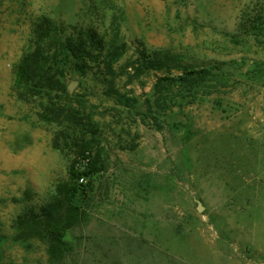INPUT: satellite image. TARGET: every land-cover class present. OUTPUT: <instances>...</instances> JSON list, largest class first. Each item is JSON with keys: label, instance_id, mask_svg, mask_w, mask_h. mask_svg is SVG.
Masks as SVG:
<instances>
[{"label": "rangeland", "instance_id": "1", "mask_svg": "<svg viewBox=\"0 0 264 264\" xmlns=\"http://www.w3.org/2000/svg\"><path fill=\"white\" fill-rule=\"evenodd\" d=\"M42 15L104 37L99 61L114 52L86 74L63 67L103 165L54 264H264V33L242 30L264 25V0H0V264H47L13 223L52 199L74 158L71 129L14 85ZM155 55L166 67H147Z\"/></svg>", "mask_w": 264, "mask_h": 264}, {"label": "trees", "instance_id": "2", "mask_svg": "<svg viewBox=\"0 0 264 264\" xmlns=\"http://www.w3.org/2000/svg\"><path fill=\"white\" fill-rule=\"evenodd\" d=\"M262 17L258 15L257 20ZM254 23L244 22L243 33L248 36L263 34L264 25ZM84 34L76 37L74 33H63L57 20L47 15L39 16L32 24L29 46L16 67L15 87L24 92L27 100L37 103L40 108L38 115L42 121L71 129L72 145L67 142L66 146H75L68 177L56 184L52 199L38 209L32 207L18 215L13 223V240L41 241L48 255L47 264H54L68 250L65 240L67 232L85 218L83 206L86 204L92 178L101 171L103 165L101 151H93L98 143L96 137L86 136V132L92 130L96 134L97 126L81 102H78V106L74 105L63 79V67L69 63H73L83 74L92 69V61L109 66L114 53L111 48L101 61L94 53L96 49L103 50L108 45L104 37L99 38L90 29ZM149 63L151 65L147 63V67L162 69L167 62L155 55ZM172 63L171 59V64H167L169 70L174 67ZM205 71L208 68H188L183 71V75L166 77L164 80L172 82L179 79L185 82L189 77ZM56 145L59 146L57 143ZM81 177H85L84 182L80 181Z\"/></svg>", "mask_w": 264, "mask_h": 264}, {"label": "water", "instance_id": "3", "mask_svg": "<svg viewBox=\"0 0 264 264\" xmlns=\"http://www.w3.org/2000/svg\"><path fill=\"white\" fill-rule=\"evenodd\" d=\"M71 89H73V86L71 87ZM199 210L200 211H202L203 210V207H202V205L200 204V206H199Z\"/></svg>", "mask_w": 264, "mask_h": 264}, {"label": "built area", "instance_id": "4", "mask_svg": "<svg viewBox=\"0 0 264 264\" xmlns=\"http://www.w3.org/2000/svg\"><path fill=\"white\" fill-rule=\"evenodd\" d=\"M80 181L84 182L85 181V177H81Z\"/></svg>", "mask_w": 264, "mask_h": 264}]
</instances>
